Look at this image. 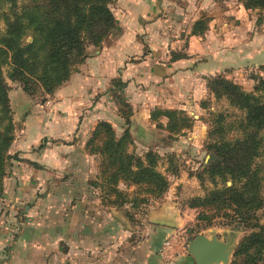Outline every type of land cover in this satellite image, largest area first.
Segmentation results:
<instances>
[{"label":"crops","instance_id":"crops-1","mask_svg":"<svg viewBox=\"0 0 264 264\" xmlns=\"http://www.w3.org/2000/svg\"><path fill=\"white\" fill-rule=\"evenodd\" d=\"M244 1L118 0V15L111 6L121 19L117 38L88 47L70 79L96 67L111 81L123 79L136 95L141 82H166L161 98L170 95L174 104L198 110L211 96L208 78L237 81L264 67V21ZM142 32L151 35L139 39ZM133 65L137 72L129 76ZM70 79L42 108L32 99L15 106L26 120L0 188V264H189L181 262L186 250L170 260L162 255L173 233L166 204L149 200L152 208L141 216L132 201L111 202L98 157L87 148L99 121L91 123L80 109L82 80ZM143 118L133 127L151 128Z\"/></svg>","mask_w":264,"mask_h":264},{"label":"trees","instance_id":"trees-1","mask_svg":"<svg viewBox=\"0 0 264 264\" xmlns=\"http://www.w3.org/2000/svg\"><path fill=\"white\" fill-rule=\"evenodd\" d=\"M248 9L264 10V0H245ZM8 5L6 11H3ZM0 16L6 29L0 36V188L6 175L8 153L15 139L14 121L9 96L10 87L3 73L9 66V77L23 84L33 95L37 87L53 94L67 82L86 58L87 48L111 43L120 31L121 19L114 15L110 0H28L21 6L18 0H0ZM32 40L28 41L27 38ZM264 69V67H263ZM253 92L246 91L224 75L208 78L207 86L217 97L226 96L231 105L243 112L237 123L221 121L211 133L206 174L215 188L193 206L216 205L218 210L231 208L237 227L249 231L235 248L231 264H264V223L258 212L264 207V77H255ZM127 83L118 79L116 88L125 89ZM126 105V103H125ZM224 116V115H223ZM222 116V118H223ZM225 117V116H224ZM169 122L171 132L190 126L185 117ZM235 127V128H234ZM238 135L230 137V130ZM117 136L108 121H101L89 142L101 143L104 167L110 190L118 199L111 202L123 205L128 195L117 187L121 181L127 186H145L147 193L163 195L170 186L166 176L157 168L160 156L153 150L144 156L130 153L131 136L126 131ZM229 136V137H228ZM102 176V177H103ZM204 181V175H199ZM226 183L220 187L217 179ZM231 180L232 185L227 182ZM134 203V200L132 201ZM135 205V204H134Z\"/></svg>","mask_w":264,"mask_h":264},{"label":"rangeland","instance_id":"rangeland-1","mask_svg":"<svg viewBox=\"0 0 264 264\" xmlns=\"http://www.w3.org/2000/svg\"><path fill=\"white\" fill-rule=\"evenodd\" d=\"M27 1L18 0V5L21 6ZM117 2L118 0H110V7L112 6L118 15L120 7L116 5ZM8 7V5H5L3 11H6ZM254 15L258 22L259 19L264 21V10L257 9ZM117 17L119 18V16ZM5 29V20L0 16V36ZM147 34L151 35V32H146V34L142 32L138 38L146 40ZM27 40L31 41L32 38L28 37ZM118 72L120 73L119 70ZM136 72L137 69L133 65L129 76ZM3 73L10 87L9 96L14 121V135L18 136L21 134L22 128H24L26 117H23L21 110L16 109V104L24 105L32 99L36 104H40L39 108H42L41 105L45 104V99H54L55 95L44 92L40 87H37L35 93L31 95L23 89L21 82L10 79L8 65L3 66ZM78 77H82V79H78ZM255 77H264V69L249 70L237 81L236 77L228 79L240 84L246 91L253 92L257 84ZM111 79L110 74L100 72L96 67H92L84 75L81 73L79 76L75 75L72 80L70 79L71 82H76V84H79L80 80H82L84 94L77 96L82 100L79 104L80 109L83 110L84 115L91 123L110 120L118 137L125 135L124 133L128 131L132 139L128 146L130 153L138 156H144L150 150L157 153L160 156L157 168L166 176L170 183L169 189L161 196H153L147 193L144 190L145 186H127L123 181L120 183H124L125 188L121 189L118 187L119 185L117 187L124 195H128L126 198L129 201L134 200V203H132L135 204L134 208L138 213L142 207L144 209V204L148 203L149 200H159L161 204H166L173 210V216L170 221L174 225L170 227V231L173 230L180 235L181 243L185 245L187 251L184 258H182V263L196 264L195 259L188 252V245L193 238L203 234L208 237L217 236L224 241L231 240L234 245L233 254L229 262L231 264L236 246L249 231L237 227V223L233 220V210L231 208L227 207L218 210L215 204L205 207L198 202L196 206H193L192 202L199 199V197H205L210 189L215 188L214 182L206 174V169L210 162L209 157L213 152L208 148L209 141L214 139V137H210L211 133L223 120H225L224 124L237 123L244 115L243 112L233 107L226 96L219 98L211 91V96L206 95L199 102L198 110H193L190 107L182 108V105L187 106L186 102H181L178 105L174 104V98L170 97V95L161 98L160 93L164 92L161 89L166 87V82H141L138 86H142L139 87V91L142 94L136 95L130 94L129 86V88L122 90L116 88L118 79L121 78H116L112 81ZM121 80L123 81V79ZM167 87L171 88V86ZM85 91H87L86 94ZM147 92L153 95V100L149 97L147 99L144 98V94ZM185 100L187 101V99ZM144 102H147L146 106H144ZM135 115L138 118L144 117L147 119L152 127L146 130L141 126L133 127ZM183 117L188 120L186 124L190 126H186L178 132H171L168 128L169 122L172 120L181 122L180 119ZM230 131L228 134L230 137H235L239 133L237 130ZM91 138L92 136L89 142ZM43 141L44 139L41 143ZM87 148L90 152L97 155V163L101 172L105 164L104 157L100 152L102 149L101 143L98 142L90 146L88 143ZM8 156L10 155L8 154ZM201 174L205 177L204 181L199 176ZM106 177H102V184L106 187L105 191L113 199L122 198L110 190L109 186L111 184H109ZM261 177L263 181L262 192L264 194V167L261 171ZM217 182L220 187L226 184L220 178L217 179ZM227 185L231 186L232 181L229 180ZM258 216L261 223H264V207L258 212ZM165 234L167 233L164 232Z\"/></svg>","mask_w":264,"mask_h":264},{"label":"water","instance_id":"water-1","mask_svg":"<svg viewBox=\"0 0 264 264\" xmlns=\"http://www.w3.org/2000/svg\"><path fill=\"white\" fill-rule=\"evenodd\" d=\"M174 225L173 222H168ZM234 245L231 240H221L217 236L208 237L200 234L188 245V252L196 264H229Z\"/></svg>","mask_w":264,"mask_h":264},{"label":"built area","instance_id":"built-area-1","mask_svg":"<svg viewBox=\"0 0 264 264\" xmlns=\"http://www.w3.org/2000/svg\"><path fill=\"white\" fill-rule=\"evenodd\" d=\"M144 209L142 207L141 211L139 212L141 216H146L149 210L152 208V203L148 202L144 204ZM180 235H178L175 231L171 233V235L165 240L162 255L167 259H173L177 257L179 254L183 253L186 250L184 244L181 243Z\"/></svg>","mask_w":264,"mask_h":264}]
</instances>
